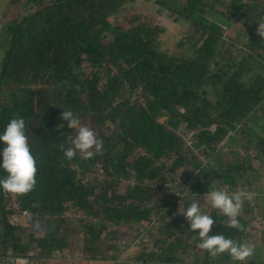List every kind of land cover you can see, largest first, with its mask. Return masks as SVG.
<instances>
[{
  "label": "trees",
  "instance_id": "trees-1",
  "mask_svg": "<svg viewBox=\"0 0 264 264\" xmlns=\"http://www.w3.org/2000/svg\"><path fill=\"white\" fill-rule=\"evenodd\" d=\"M19 1L2 5L1 19L12 17L0 26V127L25 119L37 171L30 192L0 190V264H48L69 249L67 212L78 218L72 232L87 262L117 259L116 241L155 221L162 229L146 233L150 245L133 262L231 264L227 253L196 247L170 202L183 184L184 209L210 182L264 195V137L246 125L264 105V36L256 31L264 0H145L189 22L188 58L159 51L157 27L121 14L136 0ZM65 110L91 124L101 153L63 156L74 134L60 118ZM249 211L242 207L239 229L218 209L207 212L208 235L241 242Z\"/></svg>",
  "mask_w": 264,
  "mask_h": 264
},
{
  "label": "clouds",
  "instance_id": "clouds-1",
  "mask_svg": "<svg viewBox=\"0 0 264 264\" xmlns=\"http://www.w3.org/2000/svg\"><path fill=\"white\" fill-rule=\"evenodd\" d=\"M257 24V34L264 36V23ZM60 118L67 122L68 129L74 130V134L68 133L71 147L61 146L66 159H72L77 153L84 158H91L94 154L101 153L102 141L97 138L90 123L82 122L80 116L71 110L61 111ZM25 132V119L19 116L10 118L0 127V170L4 173L0 176V190L15 195L30 192L36 183V159L30 150V143ZM250 198V193L229 192L223 188L214 187L210 182L203 196V204L199 203L196 197L180 212L188 225L187 231L194 232L199 238L196 247L206 250L213 256L227 253L235 264H242L252 256L254 245L251 243L237 242L221 232L208 235L214 220L211 215L202 210L205 206L218 209L227 218V225L230 228L239 229L238 216L242 201Z\"/></svg>",
  "mask_w": 264,
  "mask_h": 264
},
{
  "label": "rangeland",
  "instance_id": "rangeland-1",
  "mask_svg": "<svg viewBox=\"0 0 264 264\" xmlns=\"http://www.w3.org/2000/svg\"><path fill=\"white\" fill-rule=\"evenodd\" d=\"M4 1L0 0V26L3 25L4 21L12 16H7L2 18V9L4 8ZM7 1V0H6ZM222 1V0H220ZM227 1V0H225ZM23 0H20L17 5ZM15 10V13H18L19 10L16 6H12ZM21 12V11H20ZM122 15H127L128 20L132 18H138L141 21H144L146 24L153 25L160 30V34L158 36V49L166 53L170 57H179V58H188L191 54V47H189V43L186 41V37L190 36L192 33V29L190 28L189 22L186 20L176 19V15H171L168 10L162 9L161 6L158 4L154 5L152 2L145 1V0H136L133 3H129L125 6V8L121 11ZM207 17H211L207 13ZM213 18H211L212 20ZM219 23V22H218ZM220 24V23H219ZM260 112L262 113L261 117L257 118L254 122L248 121L246 122L247 127L251 124L252 129L260 134V137H264V130H261V126H264V105L260 108ZM187 144L191 143V140H185ZM219 154L228 155V158L232 156L229 149H222ZM205 159V158H204ZM207 160V159H206ZM191 167H188V169ZM176 175H183L184 171L180 172V170L176 171ZM262 174V173H261ZM179 178V177H178ZM176 179L179 182V179ZM261 181V179L259 180ZM257 182L258 184L253 185V188H257L261 185V182ZM221 188L226 191H229L228 188L230 187L227 183H222ZM187 184H183L181 189L186 192ZM264 187V186H263ZM204 189L207 191V187L204 186ZM233 187L231 186V192ZM197 194L195 195L198 199V202L203 204V196L206 193ZM234 191V190H233ZM181 193L180 195H175L176 199L171 201V208H174V214L177 217L176 219L182 218L183 214L180 213L184 210L183 203L187 197L186 193ZM250 199H244L242 201L241 209L244 205L250 209L249 213L243 214V219L246 221L247 229L245 232L244 237L242 238L241 242L251 243L254 245V252L253 255L246 259V261L242 262V264H264V195H260L255 191ZM174 197V198H175ZM169 204L167 203V207ZM246 207V206H245ZM202 210H206L205 212H210L213 210L210 206H205ZM66 219L68 220L67 229L68 232L71 233L67 239L73 240V245L62 252L61 255H53L50 259H47L48 264H138V262H133L131 257L134 252L142 249V247H149V240H152V237L147 236L146 233L151 232H158L159 229H162L160 226L161 223L155 222L152 224L147 225V228L143 231H138L137 234L134 233V230L130 232L126 238L118 237L116 241V245L119 246L117 259L110 260L108 257L103 260H96L94 262H87L85 258L79 254V250L82 247V240L79 234H75L72 230L77 229L79 226L78 218H74L71 216L70 212L65 213ZM164 222V225H166ZM182 224V222H180ZM154 230H153V228ZM43 231L37 233V236L42 235ZM74 233V234H73ZM137 235H139L137 237ZM140 238L143 239V242H146L145 245H140L136 243ZM174 240H171L167 243L166 248H172V243ZM177 243V242H174ZM173 247H176V244H173ZM10 251L7 253L10 255ZM201 255L198 257L200 258ZM16 264H41L37 259L33 260L29 263L28 260L19 258L15 261ZM14 262V263H15ZM233 262V263H232ZM231 264H235L232 260ZM212 264H226L219 260L218 262H213Z\"/></svg>",
  "mask_w": 264,
  "mask_h": 264
}]
</instances>
